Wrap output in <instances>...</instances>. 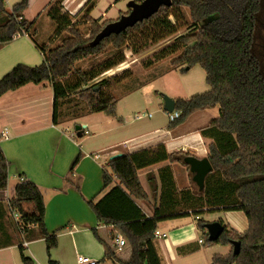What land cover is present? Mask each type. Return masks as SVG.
I'll list each match as a JSON object with an SVG mask.
<instances>
[{"label": "trees", "instance_id": "obj_1", "mask_svg": "<svg viewBox=\"0 0 264 264\" xmlns=\"http://www.w3.org/2000/svg\"><path fill=\"white\" fill-rule=\"evenodd\" d=\"M92 1L88 0L86 6ZM62 2L55 0L48 15L56 25L55 35L60 37L66 33V36L54 48H39L43 56L40 65L17 64L6 73L0 79V98L27 84L47 83L53 90L55 124L61 117L72 119L84 112L114 115L117 99L112 93L113 88L120 81L131 78L137 82V78L128 69L117 76L97 80L125 62L124 49L129 46L131 53L137 55L182 28H191L175 43L142 63L148 69L158 61L170 58L172 69L181 73L197 66L205 71L210 90L188 99H177L175 111L180 116L171 125L185 123L198 111L219 107V117L201 131L202 136L211 140L207 158L213 171L206 177L202 191L184 190L179 197L184 202L183 207L190 203V210L198 217L217 211L240 212L246 217L244 232L225 226L215 242L208 240L205 225L209 222L203 218L196 221L198 229L205 231L204 245L219 244L231 248L225 256L214 255L211 264H264V0H172L170 8L162 7L150 19L124 33L111 35L96 46L91 45L92 41L111 21L99 24L87 18L91 23L89 38H85L73 22L74 18L63 11ZM28 6V0H21L12 12H8L5 1L0 0V48L12 42L17 34L29 35L32 26L22 16ZM187 16L189 22L178 26L177 21ZM110 49L115 51L114 57L94 63L88 70L77 67V64ZM187 156L169 154L159 145L110 159L103 167L102 187L97 196L106 192L98 200L97 196L91 199L81 197L97 222L113 227L130 249L129 259L120 260L110 242L93 228L92 233L105 247L106 259L116 264H163L155 237L158 224L190 214L156 208L153 216L147 218L137 205V201L150 199L138 173L165 161L186 166L184 159ZM81 157L79 153L70 175ZM8 181L9 161L0 146V191L7 189ZM148 181L151 197L155 198L157 183L154 174L148 175ZM65 183L80 193V185L74 184L71 178H65ZM172 198L179 199L178 195ZM27 204H33L35 211L30 212ZM9 205L19 213L23 232L29 239L45 240L50 257V251L57 247V234L63 228L48 232L45 204L38 187L29 182L18 184ZM219 222L223 224L221 220ZM109 239L115 238L110 234ZM233 242L240 243L238 255L234 254ZM19 253L23 264H36L22 246Z\"/></svg>", "mask_w": 264, "mask_h": 264}, {"label": "crops", "instance_id": "obj_2", "mask_svg": "<svg viewBox=\"0 0 264 264\" xmlns=\"http://www.w3.org/2000/svg\"><path fill=\"white\" fill-rule=\"evenodd\" d=\"M87 1L63 0V11L75 19L81 9L86 7ZM20 2L21 0H8L5 2L6 10L12 12L14 6ZM28 2L29 6L22 16L32 27L29 35L15 37L12 42L0 48V78L17 64L38 66L41 57L43 61L39 48L48 47L52 41L60 38L55 35L56 25L48 15L49 8L55 0H28ZM98 3H103L101 8ZM120 4L121 2L115 3L112 0H98L89 7L88 11L96 7V11L106 16V12L115 10ZM93 14L91 11L89 15ZM42 15L46 16L48 22L45 21V23L50 25L54 33V37H49L47 43L43 42V39L40 43L37 39L40 28L35 26L38 25ZM161 43L156 47H159ZM142 61L139 60L137 64L131 66L137 82L129 83L132 81L131 78L120 81L113 88L112 93L114 94V91L118 89L122 90L118 97L115 96L118 103L121 98H128L131 94L142 93L146 88H152L151 92L155 96L150 97V101L166 115L160 113L159 121L148 128L134 127L135 122L132 121L142 119L146 117L145 115L138 116L139 112L132 113L134 115L131 120V115H126V109L120 110L122 107H119L117 103L114 115L104 112L94 114L84 112L72 119L66 116L61 117L55 124L53 122V90L47 83L27 84L0 98V146L9 161L8 187L0 191V264H23L19 253L20 246L36 264H50V261L57 264H79V256L95 260L97 264H116L105 258V247L92 233L93 228L97 229L100 236L110 242L114 248L115 239H109L114 231L113 227L99 224L81 197L82 195L86 199H91L97 196L102 187V169L108 161L118 154H132L156 148L159 145L165 147L169 154L183 153L197 159L207 158L211 140L202 136L201 131L219 117V107L198 111L191 115L185 123L174 126L171 125L169 113L164 110L163 102L164 94L176 102L177 99H188L208 92L210 87L206 82V74L205 85L208 87L203 86L201 90L196 91L195 86L185 82L184 78L194 72L200 76L198 66L186 73H181L172 69L170 58L162 59L148 69L143 67ZM157 69L162 73L159 78L155 77ZM120 70L116 68L109 72ZM164 79H168L165 87L152 86L155 82ZM139 103H130V109L137 107ZM151 117L149 114L148 118ZM70 127L74 130L68 136ZM79 153L82 156L81 160L70 175V169ZM149 174H154L157 183L155 198L151 197ZM138 175L143 189L150 196L149 201H137V205L147 218L153 216L156 208L184 211L190 214L189 217L165 220L158 224L157 231L161 236L165 235V238H157L163 264H180L182 259L200 252L210 257L212 262L214 255L225 256L229 253L230 246L221 245L218 249V245L199 243V240H204L205 231L198 229L196 221L199 218L206 220L205 217L208 214L222 211L205 213L198 217L190 210V203H186L183 207L184 202L179 195L184 190L194 191L195 189L193 175L187 165L165 161L140 170ZM65 178H71L74 184H79L80 193L74 186L66 184ZM25 182L35 184L43 196L45 226L48 232H57L63 228L57 234V247L50 251V257L46 252L45 240L29 239L23 232L19 213L10 208L9 202L15 196V187ZM105 192L98 195L96 200L101 198ZM177 195L179 199L174 200L172 197L175 198ZM11 215L19 228L20 239L16 232L15 238H11L10 234L5 232V226L10 223ZM219 220L228 229H234L239 233L247 229L245 225L238 229L223 219ZM15 251L18 252L19 258L13 255H16ZM129 256V248L125 252L123 250L121 255H117L123 261L128 260Z\"/></svg>", "mask_w": 264, "mask_h": 264}, {"label": "rangeland", "instance_id": "obj_3", "mask_svg": "<svg viewBox=\"0 0 264 264\" xmlns=\"http://www.w3.org/2000/svg\"><path fill=\"white\" fill-rule=\"evenodd\" d=\"M97 1L98 0H94V1H92L91 4L93 5ZM112 1H114L115 3L121 2V4L119 5V7L117 6L115 10H113L109 13L106 12V16H104L103 13H101V12L99 13L98 11H96V9H95L96 7H93L90 11H88L89 7L92 6L91 4L84 7L83 9H81L80 13L73 20V22L78 26V29L80 30L81 34L83 36H85V38H89V30H90V23H91V21H87V18L90 20H96L99 22V24H103L104 22H107V21L113 22V21L118 20L122 15H124L130 11V9L128 7V3L130 1L141 2L142 0H112ZM104 2L105 1H103V3ZM103 3H98V6H100V8H101ZM91 11H93V13H94L93 15H89ZM186 13L188 14L187 10H186ZM99 14H100V16H98ZM104 14H105V12H104ZM171 20L173 21V23H175V20L173 18ZM45 21L48 22L46 19V16L42 15L38 21V25L35 26L36 28L37 27L40 28V33H38V36H37V39L40 43H42L41 39H43V42L47 43L50 39L49 37H52V38L54 37V33H53L50 25L48 23H45ZM188 22H189V19L187 16L186 19L183 20V18H182L179 21H177V24H178V26H182ZM190 30H191V28H189V27L182 28L178 33L169 37L170 39L169 38H167L168 40L165 39L167 41L163 40V41H165L164 43H163V41H161L162 43L159 42L158 44L161 43V45H159V47H156V45L158 46V44L153 45V46L143 50L141 53H139L137 55L132 54L131 51L129 50L130 49L129 46H127L124 49V54H125L126 60L122 65H120L118 67L121 70L120 71H114V72H107V73L103 74L97 81L101 80L102 78H109V77L117 76V74L119 75L123 71L128 70V69L133 72L132 67H131L132 64H137V62H139V60L140 61L143 60L142 63L146 62L151 57H153L155 54L159 53L160 51L166 49L167 47H169L170 45L175 43L176 39L179 36L187 33ZM64 36H66V33H63L62 35H60V38H57L54 42L52 41L50 43V46H48V48L59 45ZM39 37H40V40H39ZM165 45H166V47H163ZM37 52L39 53L38 50H37ZM115 54H116L115 51L113 49H110L108 52H105L102 55H99L97 57H91L90 59L86 60L85 62L77 64V67H79V70L80 69L81 70H88L92 67V65L94 63L103 62L109 58L114 57ZM39 56L41 57L40 54H39ZM173 57H176V55ZM40 63H42V57H41ZM39 64H37V65H39ZM33 66H36V65H33ZM197 68H198L197 70H199V72L201 74L200 76L194 72L191 75H189L188 77H185L184 80H186L185 82H187L188 84L194 85L195 90L199 91V90H201V87H203V86L206 87L207 85H205L206 83H205L204 71L199 67H197ZM161 76H162V73L159 72V69L155 70V77L159 78ZM97 81H94V83ZM155 81H157V80H155ZM167 81H168V79H164V80L155 82L152 86L155 88L165 87L167 84ZM129 83L134 84L135 81L132 80ZM151 90H152V88H149V89L146 88V90L143 91L142 93L131 94L130 96H128V98L124 97V98L120 99V97H119L120 100L118 101L117 105L119 107L120 106L122 107V108H120V110L126 109V111H127L126 115H131V120L133 119V115H134L132 113L139 112V114H137L138 116L139 115H145L146 116V117H142V119H139V120H132L133 122H135L134 127L142 128V129L148 128L151 125H153L159 121V114L160 113H161V115H164V116L166 115L159 107H157L156 105H154V103H152L150 101V97L155 96V94H152ZM121 91H122L121 89L114 91L115 96L118 97L120 95L119 93ZM164 95H167V94H164ZM133 102H140V103L137 105V107L130 109V103H133ZM61 110H62V108H60V111ZM69 110H71V109H69ZM149 114H151V116H152L151 118H148ZM73 127L69 128L70 132H68V134H67L68 136H70L71 133L73 132V130H74ZM189 181H190V179H189ZM193 184H194L193 186L196 190L199 189L195 183H193ZM26 207L30 212L35 211V207L33 204H27ZM205 219L208 220L209 223L215 222L219 219H223L226 223H230L232 225V227H234V228L237 227L238 229H240V227H244V225H245V227L247 226L246 217L240 212H223L222 211V212H218V213H214V214H208L205 217ZM210 220H212V221H210ZM5 227H6L5 232L10 234L11 238H15V232H16L18 238L20 239L21 234L19 233V228L15 224V221H14L12 215L10 217V223L8 224V226H5ZM112 236H113V238L117 237L116 231H112ZM217 245H218L217 248L220 249L221 245H219V244H217ZM128 248H129L128 244H126V246L124 248V252ZM218 252H222V250H218ZM13 255L16 256V258H19L18 252H16V255L15 254H13ZM119 255H121V253ZM209 255H210V253H209ZM180 264H211V258L206 257V254L205 253L202 254V252L197 253V254L194 253V256H189L187 258L182 259V262H180Z\"/></svg>", "mask_w": 264, "mask_h": 264}, {"label": "water", "instance_id": "obj_4", "mask_svg": "<svg viewBox=\"0 0 264 264\" xmlns=\"http://www.w3.org/2000/svg\"><path fill=\"white\" fill-rule=\"evenodd\" d=\"M172 0H142L141 2L130 1L128 7L130 11L122 15L118 20L110 22L103 27L101 32L94 38L91 45L96 46L102 40L110 37L111 35H119L126 32L128 29L133 28L138 23H142L164 8H170ZM97 90V88H95ZM164 110L171 114L175 111V100L167 95H163ZM121 157V154L114 156L112 159ZM184 163L189 167L192 180L199 188L200 191L204 189L206 177L213 171L208 158L197 159L193 156H187ZM208 240L215 242L223 234L225 226L219 221L210 222L205 225ZM234 254L238 255L240 252V243L233 242Z\"/></svg>", "mask_w": 264, "mask_h": 264}, {"label": "built area", "instance_id": "obj_5", "mask_svg": "<svg viewBox=\"0 0 264 264\" xmlns=\"http://www.w3.org/2000/svg\"><path fill=\"white\" fill-rule=\"evenodd\" d=\"M5 2H7L8 0H4ZM21 20V18H20ZM22 35H26L25 33H23ZM21 35V36H22ZM20 35H16V37H19ZM180 116V113L177 111H174L173 113L169 114L170 120L171 122L175 121L176 119H178ZM95 158H99V156H95ZM155 237L156 238H165V235H160V233L158 231L155 232ZM114 253L115 254H120L123 252L125 246H126V242L125 239L118 233L117 237L114 240ZM199 243H203V240H199ZM78 263L79 264H97V262L95 260H91L90 258L84 257V256H79L78 257Z\"/></svg>", "mask_w": 264, "mask_h": 264}]
</instances>
